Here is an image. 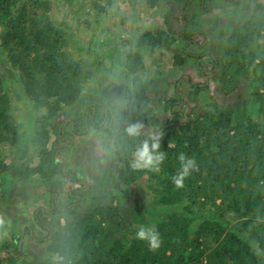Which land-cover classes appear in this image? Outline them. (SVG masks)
Listing matches in <instances>:
<instances>
[{
  "label": "trees",
  "instance_id": "16d2710c",
  "mask_svg": "<svg viewBox=\"0 0 264 264\" xmlns=\"http://www.w3.org/2000/svg\"><path fill=\"white\" fill-rule=\"evenodd\" d=\"M18 1L0 0L5 57L0 60L10 65L12 80L29 107L46 112V121L72 109L69 131L78 133L80 125L83 132L93 129L113 157L108 168L97 169L92 183L85 181L82 169L70 174L60 147L64 131L43 128L31 140L19 134L18 124L5 115V93L0 143L15 146L17 156L11 164L0 158V213L8 214L20 182L36 176V183L47 187L50 210H37V232L24 228L1 247L0 264H264V0H220L238 14L225 22L224 28L231 26L216 39V44L224 42L215 45L216 51H200L208 36L199 33L202 43L194 39L187 32L189 21L179 34L169 25L131 42L138 49L163 47L172 53L175 67L197 72L200 83L184 78L187 96L178 83L135 76L129 93L109 83L90 102L82 95L92 71L71 54L67 35L49 21L27 27L26 4L20 8L22 17L16 16L19 9L13 11ZM147 1L156 5V0ZM33 2L48 15L46 0ZM111 8L110 0L91 3L99 15H108ZM180 41L183 47L174 51ZM127 54L129 62L132 55ZM138 60L129 66L132 74L142 67ZM3 91L0 78V95ZM184 97L196 106L189 107ZM152 104L157 110L149 108ZM134 125L139 134L131 136L127 129ZM154 133L160 134L158 151L165 153L159 170L132 168L134 152ZM181 153L196 167L178 188L172 177L180 169ZM86 158L96 164L91 155ZM147 224H155L161 234L155 250L135 237L137 228ZM26 235L38 245L48 243L54 259L31 256Z\"/></svg>",
  "mask_w": 264,
  "mask_h": 264
},
{
  "label": "rangeland",
  "instance_id": "374dc122",
  "mask_svg": "<svg viewBox=\"0 0 264 264\" xmlns=\"http://www.w3.org/2000/svg\"><path fill=\"white\" fill-rule=\"evenodd\" d=\"M46 1L50 5L47 16L44 15L43 10L34 7L33 0H19L13 7V11L19 9L16 16L22 17L20 8L26 4L28 14L26 20L29 21L27 27L49 21L52 27L67 35L71 54L82 61L86 71H92V78L89 79L82 95L87 99V102L99 98L100 89L109 83L120 84L121 90L129 93V87L133 86L135 76L147 81L158 77L173 84L178 83L179 90L187 96L189 86L184 78L192 77L193 84L200 83L201 79L197 72L192 71V68L180 69L175 67L172 53L167 52L163 47L138 49L131 42L136 40L139 34L149 31L155 32L158 29L165 30L169 25L176 33H180L185 21H189L187 32H193L194 39L202 43L204 38L199 33L203 32L208 36L204 48L200 51H216L219 45L224 44L222 41L216 44V39L224 36L226 30L231 26L230 24L224 28L225 22L238 14L236 8L220 0H156L155 6L147 0H110L112 8L108 15H99L92 11L91 3L93 0ZM220 32H222L221 35ZM225 38L223 37L222 40ZM208 42L210 45H207ZM182 47L183 43L180 41L172 49L176 51ZM91 49L97 52L93 54ZM194 50L199 52L198 49ZM127 52H131L132 55L129 61L130 65L126 61ZM135 55L140 59V61L138 60L140 62L139 67H141L142 61V67L135 68V73L132 74L130 69L136 64ZM0 57L2 60L5 59L1 51ZM205 61L208 62V58ZM97 63L100 65L99 67ZM9 67L10 65L4 64L0 60V78L4 84L0 103L4 102L3 98H5L6 93L8 100L5 103L8 107L6 108V117L10 121L16 122L20 128L19 134H27L30 140L43 128L52 131L55 127L59 131H64V139L60 147H63V158L69 173L74 174L76 170L82 169L84 170L85 181L92 183L98 177L97 169H106L112 162L113 156L106 150L104 139L93 129L83 132L82 125L79 126L80 131L78 133L70 132L74 120L72 109H64L46 121L43 118L45 111H38L29 107L19 87L12 80L13 73ZM211 82L215 83L213 80ZM165 86L163 84L161 89L164 90ZM174 89L175 87L170 88L169 95L174 94ZM183 102L191 108L196 106V102L188 101L186 97H184ZM203 102L200 98L197 104L202 106ZM89 106L92 107V105ZM211 106H213L212 103ZM157 107V105L152 104L149 108L157 110ZM114 119L118 121V117H114ZM50 137L51 140L54 139L53 135ZM87 154L96 160L94 166L86 158ZM16 156L15 146L0 143V158L3 161L11 164ZM50 167L49 173L52 169ZM36 179L37 176L22 180L19 184V194L13 200V205L8 210V214L0 213V249L7 241L12 240L13 235L19 234L24 228L28 227L31 231L37 232L39 228L33 223L37 210L40 208L50 210L47 187L40 183L41 181L36 183ZM13 217L19 220L15 225L10 222ZM62 223H65L64 220ZM25 242L26 250H29L30 255L34 258L44 261L54 259L53 256L50 257L49 255L48 243L38 245L29 235L25 236Z\"/></svg>",
  "mask_w": 264,
  "mask_h": 264
},
{
  "label": "clouds",
  "instance_id": "9594fccd",
  "mask_svg": "<svg viewBox=\"0 0 264 264\" xmlns=\"http://www.w3.org/2000/svg\"><path fill=\"white\" fill-rule=\"evenodd\" d=\"M131 136L139 134V126L134 125L127 129ZM159 133H154L149 139H146L133 154L131 167L134 169H150L158 171L160 165L165 159V153L158 151L160 148ZM180 169L172 177V182L176 187H182L184 180L190 174V171L196 167L195 160L186 157L183 153L179 154ZM137 240H142L148 243L152 250L157 249L161 243V234L155 224L141 225L135 232Z\"/></svg>",
  "mask_w": 264,
  "mask_h": 264
}]
</instances>
